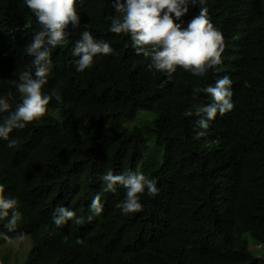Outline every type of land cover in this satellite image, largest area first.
I'll return each instance as SVG.
<instances>
[{"label":"trees","instance_id":"1","mask_svg":"<svg viewBox=\"0 0 264 264\" xmlns=\"http://www.w3.org/2000/svg\"><path fill=\"white\" fill-rule=\"evenodd\" d=\"M204 7L225 38L222 64L204 77L178 68L169 79L149 70L130 37L109 31L112 0H77L80 26L52 49L42 89H55L61 102L53 98L41 121L13 130L17 147L0 139V185L22 214L12 232L0 221L7 234L0 240L29 238L19 264H264V0H205ZM200 8L190 4L177 22L186 27ZM39 30L24 0H0V96L12 97L13 111L22 97L12 82L32 69L25 49ZM85 30L115 54L95 57L80 73L71 50ZM224 75L234 109L218 113L197 139L194 106L211 102L197 89ZM145 111L156 116L148 122ZM138 113L147 120L132 127L121 121ZM8 114L0 113V123ZM108 169L141 171L157 180L159 194L145 193L143 210L124 215L126 189L103 191ZM97 193L104 211L88 222ZM59 206L85 223L58 227Z\"/></svg>","mask_w":264,"mask_h":264},{"label":"clouds","instance_id":"2","mask_svg":"<svg viewBox=\"0 0 264 264\" xmlns=\"http://www.w3.org/2000/svg\"><path fill=\"white\" fill-rule=\"evenodd\" d=\"M24 3L35 15L40 30L33 34L31 43L25 49L27 55L32 57L34 70L22 71L18 80L12 82L22 101L13 111L9 103L12 97L0 96V113H9L0 123V139L7 140L9 148L17 147V141L9 139L13 130H22L29 124L41 121L47 115L48 105L53 98L61 102L62 97L55 89L51 94L44 93L42 89L52 73V49L66 45L72 32L79 28L81 20L77 0H24ZM190 4H199L200 12L184 27L177 21H181L189 12ZM204 4L205 0H112L115 14L111 17L109 31L130 37L135 53L151 61L149 70L165 73L169 79L178 68L204 77L209 70L222 64V53L226 47L223 34L209 19ZM114 54L115 49L108 41L94 38L88 30L80 34V39L71 50V55L76 58V71L80 73L93 66L95 57ZM231 88L232 80L224 75L216 80L214 86L197 89L211 98L210 103L194 106L197 109L195 115L201 117L195 121V126L202 129L196 131L197 139L206 134L209 122L215 120L218 113L223 116L234 109ZM184 115L192 117L194 112L187 110ZM100 179L104 192H116L117 185L126 189L125 198L120 204L124 215L142 211L140 198L145 193L155 197L160 191L157 180L146 177L140 171L114 174L112 169H108ZM18 208V201L5 196L4 186L0 185V221L7 220L4 227L9 232L15 231L22 219ZM89 210L88 222L104 211L100 193L92 199ZM54 216V223L58 227L68 221L76 225L85 223L83 216H77L74 210L62 206L57 207ZM6 236V233L0 232V237Z\"/></svg>","mask_w":264,"mask_h":264},{"label":"rangeland","instance_id":"3","mask_svg":"<svg viewBox=\"0 0 264 264\" xmlns=\"http://www.w3.org/2000/svg\"><path fill=\"white\" fill-rule=\"evenodd\" d=\"M138 111H142V110H138ZM51 112H54V111H50V113ZM145 112L152 115V117L148 120V122L154 116H156L155 112H151V111H145ZM142 113H144V112H142ZM147 118H148V115H146V114L141 115L140 113H138L136 116L133 117L132 120H129V118H125V119H122L121 121H123L128 126L132 127L135 124L145 122L147 120ZM258 247H260V246H258ZM29 248H30V240L26 236L22 237V238H20V237L15 238V239H4V241L0 240V264H3L2 256L6 252H7L6 254L8 255L7 259H8L9 264H19L20 262L23 261L25 255H26V252L29 250Z\"/></svg>","mask_w":264,"mask_h":264}]
</instances>
